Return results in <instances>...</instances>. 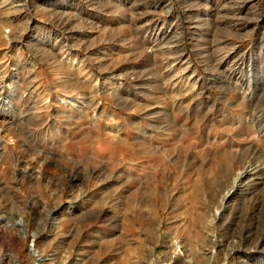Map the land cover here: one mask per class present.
Here are the masks:
<instances>
[{
    "label": "rangeland",
    "instance_id": "374dc122",
    "mask_svg": "<svg viewBox=\"0 0 264 264\" xmlns=\"http://www.w3.org/2000/svg\"><path fill=\"white\" fill-rule=\"evenodd\" d=\"M2 27L14 40L0 43V264H48L77 235L94 252L115 239L105 258L132 252L140 186L174 194L168 209L157 199L162 231L184 219L194 242L230 192L210 206L220 262L264 264V0H0ZM138 121L166 133L148 152ZM106 197L116 210L102 212Z\"/></svg>",
    "mask_w": 264,
    "mask_h": 264
},
{
    "label": "bare ground",
    "instance_id": "6f19581e",
    "mask_svg": "<svg viewBox=\"0 0 264 264\" xmlns=\"http://www.w3.org/2000/svg\"><path fill=\"white\" fill-rule=\"evenodd\" d=\"M4 30H5V27H2V29H0V43H4L7 46L13 42L14 38H12L11 35L5 34ZM151 49L154 50L153 47ZM61 53H62V55L65 54L66 55L65 58L66 59L68 58L70 62H72L74 64L77 63V65H79V67H80L79 69H81L83 67L82 63H84V61L79 63L80 59L77 56H74L73 54H71L70 51H68V52L67 51H61ZM186 59H187V64L191 65L190 58L186 57ZM183 61H185V60H183ZM169 67L172 70L173 66L169 65ZM2 68H3V66L0 67V69H2ZM68 79L69 78L67 77L66 80L69 81ZM179 79L182 81L181 82L182 85L186 83L188 87L190 85L191 79L192 80L195 79L194 85H196L198 83V76H194V72L189 77H186V78L179 77ZM184 79H186V80H184ZM97 84H99V80H95V85H97ZM176 84L177 83L175 81L174 85L176 86ZM69 86H71V88H74V86L71 84H69ZM240 93H241V97H243V99H245L244 97L248 94V91L241 90ZM70 95H73V94H70ZM236 95H237V93H236ZM76 101H78V99H75L74 97H70L69 99H66V98L62 99V103L66 104L68 106H73L76 103ZM242 102H243V100H242ZM97 104L99 107L96 106V108H94L95 114H94V116L91 117V119L95 123H98V121L100 120V117H102V115H103L102 113H100L101 112L100 111V105L102 104L101 101H98ZM160 111H162V110L154 111L153 109H146L144 115L145 116L148 115V117L150 118L154 114L157 115V113ZM171 114H172V116H174V118L176 117L175 111H172ZM86 118H88V117H86ZM148 124H150V128L143 126V123L138 121L135 124V126L133 127V129L139 130V132H142L140 138L142 140L141 142H142L143 150L145 152H148L149 149L153 148L154 146H157V144L154 142V139L156 140L158 136L154 135L153 133L156 132L155 134H157V135H163V136L166 135L164 130L162 132H158L156 129H154L153 128L154 123L149 122ZM179 128H181V127H179ZM262 130H264V128H261V131ZM178 160H179V157L177 159H175V161H178ZM248 163H249V170H248L249 173H248V177H246L247 179L253 178L254 176H256V172L258 170H260V168H259L260 166H254V164H252L251 162H248ZM244 185H242V186H244ZM117 191L119 192V190H117ZM133 191L131 192V189H130L131 196H134ZM112 192L114 193V191H112ZM135 192L139 193V195H140L139 198L141 199V202L139 203V208H137V209H140V213L143 216V218H145L146 224L144 225V227H141V229L139 230L140 237L138 239L139 242L137 244H135L134 242H129V241L126 242V244H124L125 247L131 248L132 252L125 251L123 253H120V252H117V250L119 249L118 248L117 250H115V252H114L115 255L113 257L105 258V257H102L100 254L103 250H105L103 247L108 246L109 248L114 249L117 245V242L115 239L110 241L111 245H108V243H105L104 245L101 244L100 249L97 252H94L92 249L95 248V245H96L95 241H91L89 239H83L81 236L77 235L73 238V244L75 245V244H78L79 242H81L79 249L72 251L71 249L62 247L59 249V251H57L55 253L53 252L52 257H50L49 259H46V260H50L48 264H114V262L112 261L114 259H117L115 264H199L200 262L196 263V261H199V258H204L203 255L204 256L210 255V258H213V263H211L212 261L209 260V264H221L219 256H220V252L222 253L223 249H222V246L219 244L220 240L218 241V239L216 238L217 235L214 231V229H216V226L214 223V219H212V218L213 217L215 218V216H214V214L211 215L210 212H211V207H213L215 205L218 206V211L222 210V208L224 207V204L227 202V199L232 196V195H230L231 194L230 192H227L224 195H222L221 199H219V200L217 199L216 201H213L212 206L209 203L206 211L201 210L202 212H204V215L207 217L208 220H207V225L204 227V230L201 233L202 234L201 240L195 241V242L189 236H182L179 233V231H181V229H183V230L187 229L186 227H184V223H185L184 219L177 220V221H174L173 223H171V226L177 225L176 232H174V230L168 231V232L162 231L163 230L161 228L162 215L160 213V210H161L160 204L157 203V199L160 197L163 198V206L168 209V207L170 205V203H169L170 199L173 198V195H174V194H171V191L169 192L168 188L162 189V188H157V187L150 188L149 186H144V187L140 186L139 189ZM105 199H106V201L103 205H101V203L99 204V205H101L100 207H101L102 212L104 209H105V211L116 210L117 205L114 204L113 198L106 197ZM103 200H101V201H103ZM203 208H205V207H203ZM83 220H84V218L81 219L79 222H82ZM205 231H206V233H205ZM203 233H205V235ZM104 237H107V235H100V238H104ZM68 240L69 239L68 238L66 239V237H65L63 242L66 243ZM220 243H221V241H220ZM224 245H226V244H224ZM31 251L33 252L34 255H36V253H38L36 248L35 249L31 248ZM228 254L230 255L231 253L230 252L227 253V256H228Z\"/></svg>",
    "mask_w": 264,
    "mask_h": 264
}]
</instances>
